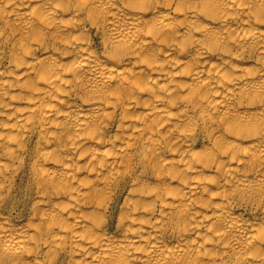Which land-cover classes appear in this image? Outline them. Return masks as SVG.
<instances>
[{"label": "bare ground", "instance_id": "6f19581e", "mask_svg": "<svg viewBox=\"0 0 264 264\" xmlns=\"http://www.w3.org/2000/svg\"><path fill=\"white\" fill-rule=\"evenodd\" d=\"M0 264H264V0H0Z\"/></svg>", "mask_w": 264, "mask_h": 264}]
</instances>
